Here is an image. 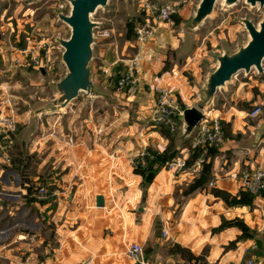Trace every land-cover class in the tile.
I'll return each mask as SVG.
<instances>
[{"label":"crops","instance_id":"1","mask_svg":"<svg viewBox=\"0 0 264 264\" xmlns=\"http://www.w3.org/2000/svg\"><path fill=\"white\" fill-rule=\"evenodd\" d=\"M192 8L184 3L172 23L161 24L152 41L140 49L138 99L146 103L145 111L140 110L143 116L152 115L157 91L166 86L174 89L181 105L193 106L194 85L175 73L179 63L193 53L198 39L199 31L190 51V43L181 36ZM195 75L198 77L196 70ZM197 80L200 86L202 75ZM207 115L222 125L232 123L234 131L240 127L241 118L233 112L212 109ZM104 128L87 124L86 132L77 130L70 143H62L57 162L72 166L71 179L78 181V188L54 192L59 203L56 213L49 202H41L44 221L33 223L30 231L13 228L6 237L0 232V264H134L125 255L132 242L143 244L147 258L160 264H243L251 257L263 264L264 243L257 236L263 215L255 205L257 197L253 196L252 205H235L212 192L218 189L230 198L239 197L243 191L230 174L249 164L264 167L263 157L238 165L239 161L232 159L236 149H217L216 155L205 161L212 164L208 182L196 191L183 192L182 186L189 187L201 175L205 163L198 166L202 157L198 151L187 171L172 174L161 169L151 184L144 185V178L135 173L133 159L144 149L163 152L170 139L162 137L154 126L133 130L112 122ZM190 141L181 147L174 143L178 155L188 159L193 155ZM213 180L216 184L210 187ZM98 195L104 198L103 207L96 205ZM235 221L243 223L247 232L235 225L221 228L223 223ZM164 229L168 237L163 236Z\"/></svg>","mask_w":264,"mask_h":264},{"label":"rangeland","instance_id":"2","mask_svg":"<svg viewBox=\"0 0 264 264\" xmlns=\"http://www.w3.org/2000/svg\"><path fill=\"white\" fill-rule=\"evenodd\" d=\"M69 1L0 0V118L11 117L17 122L16 131L0 139V232L5 233L4 237L11 235L13 228L16 232L30 231L28 227L33 223L44 221L41 202H49V208L55 212L59 203L54 192L76 191L78 181L71 179L72 166L65 160L57 162V157L62 155V143L71 140L77 130L82 134L87 124L96 125L102 131L112 122L126 124L133 130L154 126L166 139L179 133L168 131L167 127L155 124L152 115L143 116L140 112L145 111L146 103L138 99V56L140 49L151 42H135L134 28L142 15L143 0H110L107 7L96 12L94 19L101 26L95 30V35L102 39L96 48L102 56H98L93 65L97 66L96 91L101 95L90 97L81 93L78 99L62 108L57 83L64 78L67 69L62 61L61 40L68 39L71 30L59 16L69 13ZM199 1L186 0L185 3L195 8ZM263 18L264 6H251L246 0L228 6L219 0L213 15L199 31L191 59L179 63L175 73L188 83L200 84L197 79L200 75L203 78L205 67L213 68L217 56L232 54L248 42L245 20L259 25ZM128 73L133 74L137 82L130 95L118 88L119 79ZM166 87L175 93L172 87ZM217 95L219 101L210 111L226 110L241 118L238 131L233 130L232 123L222 125L227 135L225 141L235 140L246 145L237 149L232 159L240 165L264 158V142L255 151L252 149L253 155L249 156L246 149L252 145L250 128H257L264 121V71L240 72L235 84H230L227 90H219ZM127 98H132L129 105ZM178 104L183 109L187 107L181 105L179 99ZM258 106L263 108V114L256 119L249 118L248 113ZM146 167L147 162L142 168ZM242 168L240 171L264 167L249 164ZM184 188L181 187L183 192L188 189ZM41 189L46 192L42 199L39 197ZM1 247H5L2 242Z\"/></svg>","mask_w":264,"mask_h":264},{"label":"water","instance_id":"3","mask_svg":"<svg viewBox=\"0 0 264 264\" xmlns=\"http://www.w3.org/2000/svg\"><path fill=\"white\" fill-rule=\"evenodd\" d=\"M109 1L70 0L69 13L66 15L60 14L59 16L71 30L70 37L61 40L62 61L67 69L64 78L57 83L62 108L69 106L72 101L78 99L81 93H85L90 97H100L101 95L96 91L94 75L97 72V66L96 64L93 65L98 56H102L96 48L97 43H100L102 39L97 38L95 35V30L100 28L101 24L95 21L94 15L100 8L107 7ZM157 1L160 6L170 4L178 8L186 0ZM223 1L225 5L232 6L239 0ZM218 2L219 0H200L196 7L192 8L193 14L190 20L182 25L181 36L186 42L190 43V51L193 49L196 33L202 29L206 20L213 15ZM246 2L251 6H264V0H246ZM244 24L249 36L248 42L232 54L222 53L217 56L213 68L205 67L206 73L203 76L201 85L194 84L196 98L193 100V106L184 108L179 115L181 129L175 137V146L181 147L192 139L198 124L206 117L210 109L218 103L217 93L219 90H227L230 84H235V78L240 72L248 74L253 69H256L258 73L264 71V18L259 25H255L249 20H245ZM127 104L130 103L127 102ZM250 132L252 133V145L246 148L250 153L249 156L253 155L252 149L255 151L256 147L264 142V121L257 128L251 127ZM245 146V142L225 141L218 150L223 152L233 151ZM96 205L98 207L104 206L103 196L98 195L96 197ZM255 205L261 209L263 215L262 228L257 231V236L264 243V201L261 197L255 199Z\"/></svg>","mask_w":264,"mask_h":264},{"label":"built area","instance_id":"4","mask_svg":"<svg viewBox=\"0 0 264 264\" xmlns=\"http://www.w3.org/2000/svg\"><path fill=\"white\" fill-rule=\"evenodd\" d=\"M141 17L135 24V42L145 44L152 41L161 23H172L173 16L178 13V8L173 5H162L153 0H143L140 5ZM137 85L133 74H126L118 81V88L122 92L130 95L135 91ZM183 108L178 104V99L175 93L168 87L159 88L156 94V106L152 113V121L157 125L167 127L172 133H177L181 129L179 115ZM263 114L261 106L255 107L248 113L249 118L256 119ZM17 129V122L11 118H0V139L4 138L5 134L13 133ZM225 142V135L219 119L206 117L198 124L194 135L190 141V151H200L201 158L198 166H201L206 161V154L210 149H218ZM7 159V156H5ZM152 156L145 149L140 151L133 159L134 168L144 167L148 159ZM188 158L184 154L178 155L173 161L166 163L162 170L171 172L172 174H180L187 171ZM230 178L235 180L239 188L252 194L259 196L264 200V168L251 169L246 171L232 172ZM213 180L209 183L210 187L215 186ZM46 195L44 189L39 192V197L42 199ZM168 230H163V236L168 237ZM125 255L134 264H160L150 261L146 256L145 246L138 242H132L126 247ZM40 264V263H26ZM82 264H90L85 262ZM243 264H260L255 258L251 257Z\"/></svg>","mask_w":264,"mask_h":264},{"label":"trees","instance_id":"5","mask_svg":"<svg viewBox=\"0 0 264 264\" xmlns=\"http://www.w3.org/2000/svg\"><path fill=\"white\" fill-rule=\"evenodd\" d=\"M224 135L225 137L227 136L226 133H224ZM168 138L170 139V144L164 152L160 153L156 151H149L152 158L147 160V167L146 168H141V167L135 168V173L141 175L144 178V185L151 184L156 174L158 173V171L161 170L166 165V163L173 161L177 157L179 152L174 146V143H173L174 137L169 136ZM196 152L198 151H194L193 155L187 160L188 167L191 165V159L194 157H197ZM216 153H217V149H210L207 156L213 157L214 155H216ZM211 169H212V164L205 163L203 165L200 177L197 180H195L192 184H190L188 189L185 192H193L203 187L208 182ZM212 192L213 194H215V196L221 197L223 200H225L229 204H235V205H252L253 204V195L248 192L243 191L239 195V197H231V198L229 197V195H227L226 193H223L221 190H218V189H213ZM229 225L239 226L243 229L244 233L247 232L246 230L247 228L245 227V225L239 221L225 222L223 223L221 228L229 226Z\"/></svg>","mask_w":264,"mask_h":264}]
</instances>
